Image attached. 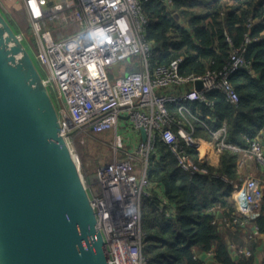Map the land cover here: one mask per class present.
<instances>
[{
    "label": "built area",
    "instance_id": "2783aa9c",
    "mask_svg": "<svg viewBox=\"0 0 264 264\" xmlns=\"http://www.w3.org/2000/svg\"><path fill=\"white\" fill-rule=\"evenodd\" d=\"M7 1L21 3L27 12L39 46L37 61L46 68V84L57 93L63 133L69 136L72 146L77 137L113 132L115 158L111 164L93 170L80 164L106 239L110 264H147L144 199L158 197L167 217L177 214L176 205L157 193L150 179V160L157 152V143L168 145L184 171L192 175L208 173L184 148V144L197 148L202 145L195 136L194 124V120L202 121V116L193 114L188 103L214 108L208 95L217 92L233 105L239 104L232 77L249 68L245 55L253 41L251 34H246L239 47H233L229 62L222 68L185 75V57L169 65L152 64L155 43L147 39L149 21L144 14V5L151 0ZM161 1L173 7L174 0ZM0 8L8 13L5 0H0ZM68 23L77 25L79 31L56 40L53 28ZM132 57L137 58L133 63L137 70L127 74L131 65L125 64L112 80L113 67ZM199 82L201 88H197ZM171 105H176V113ZM226 135V127L215 133L221 140L220 152L230 149L243 158L255 159L264 169V126L249 138L247 148L228 144ZM244 164L245 160L240 159V171ZM233 198L237 207L234 227L255 226L247 241H258L261 234L256 224L264 215V181L252 173L242 175L234 185ZM234 252L236 256L253 257L248 246H232ZM213 255L207 253L206 260L211 262Z\"/></svg>",
    "mask_w": 264,
    "mask_h": 264
},
{
    "label": "trees",
    "instance_id": "16d2710c",
    "mask_svg": "<svg viewBox=\"0 0 264 264\" xmlns=\"http://www.w3.org/2000/svg\"><path fill=\"white\" fill-rule=\"evenodd\" d=\"M173 2L172 8L161 0L144 5L149 21L147 39L155 43L152 64L169 65L185 57L183 74H204L226 65L233 47H239L246 34H251L253 41L245 55L249 68L232 77L239 104L233 105L217 92L208 95L214 108L188 103L193 114L199 112L202 116V121L194 120L196 138L212 139L213 133L226 124V142L247 147L249 138L264 126V0ZM170 109L177 112L176 105ZM184 148L208 173L192 175L184 171L168 145L158 141L157 153L150 160V179L161 185L164 196L176 205L177 214L167 217L158 197L144 199L147 264H211L206 260L209 252L214 254L212 264H258L255 257L237 258L230 250L231 244L245 243L243 227L233 229L237 210L231 200V181L237 179V155L226 149L221 167L215 169L199 160L193 146L184 144ZM256 225L264 233V215ZM252 245L257 250V245Z\"/></svg>",
    "mask_w": 264,
    "mask_h": 264
},
{
    "label": "water",
    "instance_id": "95a60500",
    "mask_svg": "<svg viewBox=\"0 0 264 264\" xmlns=\"http://www.w3.org/2000/svg\"><path fill=\"white\" fill-rule=\"evenodd\" d=\"M0 264H110L57 103L1 8Z\"/></svg>",
    "mask_w": 264,
    "mask_h": 264
},
{
    "label": "rangeland",
    "instance_id": "374dc122",
    "mask_svg": "<svg viewBox=\"0 0 264 264\" xmlns=\"http://www.w3.org/2000/svg\"><path fill=\"white\" fill-rule=\"evenodd\" d=\"M5 5L7 7L8 13L5 12L8 20L10 21L11 25L14 27L15 31L19 33L23 38L26 46L28 47L30 53L34 57V60L39 67L43 77L46 76V68L45 66L41 65L38 61L36 56L39 53V46L37 44L36 35L31 27V23L29 21V17L24 6L21 3L11 2L5 0ZM79 31V27L73 23L63 24L58 28H53V33L56 34V40L68 37L74 33ZM137 58L132 57L127 60V63H121L120 65L113 67L111 70L112 73L110 74L111 79L113 80L116 76H118L119 68H122L125 64L131 65V69H127L126 72L129 74L137 70V68L133 65ZM152 61V58H151ZM153 66H157L153 64ZM110 71V70H109ZM52 96L57 101V93L53 87H49ZM59 106V103H57ZM113 140V132L108 131L102 134H94V137L85 136V137H77L76 145L73 144V147L77 150L80 154V160L87 165V161L93 160L92 168H99L100 166H104L107 164H111L114 161L115 154L111 145ZM83 142V143H82ZM230 144V143H228ZM76 154V153H75ZM89 167V166H87ZM90 168V167H89ZM91 169V168H90ZM236 206V205H235ZM237 209V207H236ZM234 231L237 230V227L233 228ZM248 229L249 233L245 232L244 230ZM243 228V239L244 245L247 246L250 241H247L248 235L256 230L255 226H249L248 228ZM255 242V241H253ZM256 242H259L256 241ZM236 247V245H233ZM234 256L238 255L237 252H234ZM241 257V256H236Z\"/></svg>",
    "mask_w": 264,
    "mask_h": 264
},
{
    "label": "crops",
    "instance_id": "0c3cea01",
    "mask_svg": "<svg viewBox=\"0 0 264 264\" xmlns=\"http://www.w3.org/2000/svg\"><path fill=\"white\" fill-rule=\"evenodd\" d=\"M195 114L199 115L200 113L196 112ZM224 127L227 128V125L224 124V126L221 129H223ZM219 131H217V132H219ZM217 132L213 133L212 139H207V138L204 139V138H201V137L197 138L198 141L202 142V145L200 146V148L194 147L197 150V152H198L199 160L202 163H207L209 166H211V167H213L215 169H219L221 167V165H222V155H223V153L225 151L224 150L223 152L222 151L220 152V150H219L220 144H221V140L219 141L215 137V133H217ZM86 136L94 137V134L90 133V134H87ZM225 142H226V137H225ZM238 147H240V146H238ZM241 148H247V147H241ZM156 151H157V148H156ZM234 153L237 155V160H236L237 179L235 181H231V183L233 184V187H234V185H237L239 183V180H240L242 175L245 176V175H248V174H251V173L253 175L259 177L260 179H262L264 181V169L256 162L255 159H253V158H243L237 152H234ZM240 159L245 160V164H244V166H242V170L241 171H240V169L238 167V162H239ZM92 162H93V160L92 161L91 160L87 161V166H89L91 168V170L95 169V168H92V166H93ZM155 188H156V192L157 193L161 192V195L164 196L163 188L161 187V185L156 184ZM231 200L232 201L234 200L233 191H232ZM234 204H235V202H234ZM244 231L247 232V234L249 233L248 229H246ZM260 234H261V237L259 239V242H249L248 245H247L253 251V257H255L257 259L258 264H262L264 262V233L260 232ZM242 238H243V236H242ZM243 240H245V239H243ZM252 244L257 245V250H254ZM233 245L240 246V245H237V244H231V246H230L231 252H232V246ZM210 263L212 264V261Z\"/></svg>",
    "mask_w": 264,
    "mask_h": 264
},
{
    "label": "bare ground",
    "instance_id": "6f19581e",
    "mask_svg": "<svg viewBox=\"0 0 264 264\" xmlns=\"http://www.w3.org/2000/svg\"><path fill=\"white\" fill-rule=\"evenodd\" d=\"M73 147V146H72ZM76 155V154H75ZM76 159H77V162H78V164L80 165V164H82V160H80V158L78 157V156H76ZM80 167H81V165H80Z\"/></svg>",
    "mask_w": 264,
    "mask_h": 264
}]
</instances>
